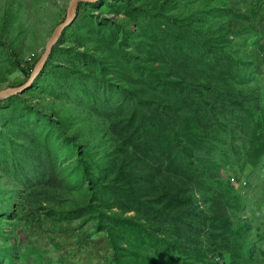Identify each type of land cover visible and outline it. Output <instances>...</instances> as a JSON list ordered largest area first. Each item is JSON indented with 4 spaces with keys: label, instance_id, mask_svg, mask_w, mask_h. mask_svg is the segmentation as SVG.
<instances>
[{
    "label": "trees",
    "instance_id": "16d2710c",
    "mask_svg": "<svg viewBox=\"0 0 264 264\" xmlns=\"http://www.w3.org/2000/svg\"><path fill=\"white\" fill-rule=\"evenodd\" d=\"M208 2L213 6L208 8L213 10L200 18L191 8L186 11L180 4L173 8L170 0L167 1L152 26L141 25L140 32L132 34L134 50L125 58L112 48V44H123L128 39L126 35L120 37L118 32L123 30L117 29L116 22L109 18L104 33L101 31L102 21L98 19L94 24L92 20L87 21L88 16L80 17L79 9V21L77 19L63 32L30 88L0 101V104L8 103L5 106H9L18 100L16 106L23 110V115L42 117L44 121L59 126L62 142L74 151V160L82 167L90 196L87 208L97 213L99 222L106 226L111 246L116 251L117 264H135V259L126 263L119 258L122 242L129 239L131 243L133 235L138 242L151 241L158 249L152 254L140 248L137 253L140 264L144 261L160 264L161 261L177 259L176 236L182 229H186L189 238L193 229L209 227L220 237L223 247L230 250L231 264H257L256 245L249 238V223L241 212L240 215L237 213V208L246 210L247 200L243 192L247 191L248 183L245 185L244 178L233 175L237 174V166L244 168L249 164L255 169L264 168V47L260 50L259 61L244 51L237 53L239 46L232 38L238 37L237 28L229 16L227 2H224L225 11L221 15L212 0ZM102 3L109 5L107 0H102L93 4L83 2L80 8L98 7ZM194 12L200 13V10ZM66 17L67 11L59 24ZM82 25L84 30L80 31ZM93 25L97 33L93 30L88 33V28ZM149 29L152 37H160L162 31L174 40L207 44L212 55L203 60L191 51L186 55L166 54L165 40L151 44L146 39ZM71 31L76 32L74 42L64 48L63 39L66 34L71 36ZM0 42L24 72L22 82L14 81L9 87L25 84L41 56L35 53L34 61L28 62L12 42ZM243 43L248 45L246 39ZM59 54L70 56V59L58 61ZM134 62L138 63L134 68L144 70L138 77L132 67ZM71 73L77 79L87 76L103 81L98 83L100 86L112 83L130 96L135 104L134 110L143 120L152 115L161 125L163 129L157 136L167 134L156 139L157 148L144 140L146 147L153 146L152 152L139 155L129 168L113 172L118 181L121 180L119 185L108 183L109 172L117 167L114 158L107 159L108 135L99 129V121H89L86 111L80 110L79 106L65 105L60 109L64 104L51 102L47 109L39 105L41 102L34 106L26 95L45 84L51 86L53 75L58 84L62 79L69 84ZM40 120L37 119V123ZM71 121L72 128L69 126ZM80 122L84 123L82 127ZM3 128L0 126V135L4 136ZM101 140L103 155L102 147H98ZM141 166L146 168L142 170ZM224 169L233 174L228 184L219 181ZM232 179L238 180L241 191L232 184ZM4 197L2 191L0 203ZM223 200L227 206L221 205ZM113 202L120 212L113 209ZM109 209L111 213H108ZM128 212L136 215L127 216ZM251 212L255 214L254 208ZM172 228L176 229L175 233L171 232ZM10 253L8 264H17L12 251ZM7 254L0 246V264Z\"/></svg>",
    "mask_w": 264,
    "mask_h": 264
},
{
    "label": "rangeland",
    "instance_id": "374dc122",
    "mask_svg": "<svg viewBox=\"0 0 264 264\" xmlns=\"http://www.w3.org/2000/svg\"><path fill=\"white\" fill-rule=\"evenodd\" d=\"M69 1L0 0V41L12 42L26 60L33 53L42 56L60 18L68 9ZM167 1L132 0L130 4L126 0H107L109 5L102 3L98 7L89 5L82 8L79 5L77 19L79 21L85 15L88 16L87 21L92 20L93 24L102 21L101 31L104 33L106 22L109 18L113 19L117 29L120 27L123 30L118 32L120 37L126 35L128 39L123 44H112V48L125 58L134 50L132 34H138L141 25L152 26L162 14ZM224 2H227L229 16L237 28L235 33L238 37L232 36L239 46L237 53H249L250 58L255 56L259 61V55H262L260 50L264 47V0H212L219 15L224 14ZM170 3L173 8L178 4L186 11L191 8L193 14H199L200 18L213 10L208 8L212 6L208 0H170ZM196 10H200V13L194 12ZM103 16L106 19H101ZM90 27L88 33L95 30L94 25ZM81 28L80 31H83L84 26ZM150 32L151 29L147 31L146 39L151 44L158 40L167 42L166 54L186 55L191 51L203 60L212 55L207 44L186 39L174 40L162 31L160 37H152ZM75 34V31H71V36L66 34L62 47L72 46ZM243 39L247 40L248 45L243 43ZM68 59L70 56L61 54L57 58L65 62ZM137 65L134 62L132 67ZM143 71L134 68L136 77ZM53 76L51 86L45 84L43 88L26 95L34 106L38 102L45 109L50 102L64 104L60 109L65 105L79 106L80 110L86 111L89 121H99V129L105 130L108 135L107 159L114 158L117 167L112 173L109 172V184L117 185L121 181L113 172L117 173L119 168L127 169L139 155L151 153L153 146L157 148L159 145L156 139L167 135L162 133L160 137L157 136L158 131L163 129L161 125L152 115L150 119L143 120L134 110L135 104L130 96L112 83L100 86L98 83L103 81L87 76L77 79L71 73L69 86L70 83L67 84L62 78H58L62 79L58 84L55 80L57 77ZM22 78L24 72L16 66L0 42V90L8 88L14 81L21 83ZM19 102L14 100L9 106H5L8 103L0 104V126H5L6 134L0 135V193L5 192L0 203V246L8 253L3 264H8L11 251L17 264H117L116 251L111 246L106 226L99 222L97 213L87 208L90 196L86 191L82 167L74 160V151L62 142L59 126L44 121L42 117L23 115V110L16 106ZM37 119H41L40 123H37ZM73 125L71 121L69 126L72 128ZM83 125L80 122V126ZM144 140L153 146L146 147ZM103 146L102 140L99 141L102 155ZM145 168L140 167L142 170ZM236 171L237 174L233 175L224 169L219 181L228 184L233 175L238 179L244 178L243 183H248L247 191H242L247 200L246 210L237 208V213L240 215L241 212L249 223V238L256 245L255 262L264 264V168L259 170L247 164L244 168L237 166ZM232 184L236 185L238 191L242 190L237 179H232ZM200 203H203L202 199ZM221 203L227 206L226 201ZM112 205L116 212H120L117 204L113 202ZM253 208L255 214L251 212ZM108 213H111L110 209ZM135 215V212L127 213V216ZM105 219L108 220L107 217ZM175 231V228L171 229L172 233ZM176 239L177 259L161 261L160 264H213L210 261L231 264L230 250L223 247L220 237L212 232L211 227L193 229L189 238L186 229H182ZM140 248L152 254L158 252L151 241L138 242L133 235L131 243L129 239L122 242L120 260L128 263L135 259V264H140L137 256Z\"/></svg>",
    "mask_w": 264,
    "mask_h": 264
},
{
    "label": "water",
    "instance_id": "95a60500",
    "mask_svg": "<svg viewBox=\"0 0 264 264\" xmlns=\"http://www.w3.org/2000/svg\"><path fill=\"white\" fill-rule=\"evenodd\" d=\"M100 0H70L69 6L67 9V17L64 22L60 23L54 30L52 36L46 44L45 52L40 57L39 61L36 64V67L30 77V79L23 85L19 87H8L6 89L0 90V101L12 97L14 95L25 92L30 86L35 82L36 78L39 76L41 71L44 69L46 63L48 62L54 46L60 40L63 32L69 28L77 19L79 5L83 2L96 3Z\"/></svg>",
    "mask_w": 264,
    "mask_h": 264
},
{
    "label": "built area",
    "instance_id": "2783aa9c",
    "mask_svg": "<svg viewBox=\"0 0 264 264\" xmlns=\"http://www.w3.org/2000/svg\"><path fill=\"white\" fill-rule=\"evenodd\" d=\"M35 57H36V54L33 53L32 55H29V57L27 58V61L28 62H33ZM233 181H234V179H233ZM244 184L246 185V183H244Z\"/></svg>",
    "mask_w": 264,
    "mask_h": 264
}]
</instances>
